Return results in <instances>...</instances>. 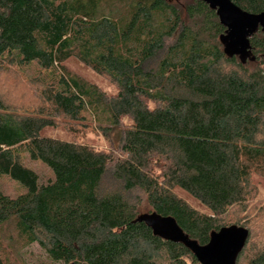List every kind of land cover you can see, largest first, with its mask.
Returning <instances> with one entry per match:
<instances>
[{"label": "trees", "instance_id": "obj_1", "mask_svg": "<svg viewBox=\"0 0 264 264\" xmlns=\"http://www.w3.org/2000/svg\"><path fill=\"white\" fill-rule=\"evenodd\" d=\"M231 1L264 11V0ZM224 30L200 0H0V175L25 188L0 192V226L16 244L61 264H200L137 220L155 213L200 244L243 226L236 264H264V208L225 219L247 209L252 174L264 177V31L242 62L225 54ZM72 57L116 92L69 69ZM60 125L71 140L41 136ZM97 129L110 151L81 139ZM22 154L53 178L41 183ZM12 254L0 238V264Z\"/></svg>", "mask_w": 264, "mask_h": 264}, {"label": "water", "instance_id": "obj_2", "mask_svg": "<svg viewBox=\"0 0 264 264\" xmlns=\"http://www.w3.org/2000/svg\"><path fill=\"white\" fill-rule=\"evenodd\" d=\"M200 1L215 11L219 23L225 28L219 35L225 54L237 56L242 62L253 59L250 37L259 29L264 31V11L251 13L231 0ZM137 220L144 221L155 234L184 245L200 264H236L248 237L247 228L232 224L211 231L207 243L200 244L191 239L170 216L161 217L152 213L141 215Z\"/></svg>", "mask_w": 264, "mask_h": 264}, {"label": "rangeland", "instance_id": "obj_3", "mask_svg": "<svg viewBox=\"0 0 264 264\" xmlns=\"http://www.w3.org/2000/svg\"><path fill=\"white\" fill-rule=\"evenodd\" d=\"M66 65L73 72L81 75L86 80L98 85L107 94L112 95L116 92L117 88L112 83H110L104 77L95 74L90 68L83 65L76 58L72 57L66 60ZM5 93L7 92L5 91ZM40 134L41 136L45 137L58 138L61 140H71V136L69 135L65 127L61 125L55 127H44L41 130ZM111 137L113 136L111 135ZM81 139H83V142L91 147L110 151L111 146L109 140L106 139L102 135V133L98 131V129L88 131L86 134H82ZM21 159L26 166L30 167L36 172L41 183H45L53 178L51 169L44 163L37 160H31L26 154H22ZM252 183L256 188V192L252 193L251 202L249 203L247 209L244 212H241L238 208H236L231 213L232 216L230 218H225L226 220H238L242 218L241 221H244L248 217L246 216V218H243V216L248 213L249 209L252 208H254V210L252 211L251 216L252 218H255L257 209H259L260 207L261 209L264 208V177L257 174H252ZM174 191L180 197L186 200L192 207L203 213L204 217H209L211 211L207 207L202 205L197 199L180 189H175ZM0 192L13 198L25 192V188L22 184L10 178L9 176L0 175ZM0 227V238L3 244L10 250V252L12 250L13 257H11V259L14 264H61L53 263V261L48 258L44 250L39 248L36 244L25 246L16 244L17 234L10 224L2 225Z\"/></svg>", "mask_w": 264, "mask_h": 264}]
</instances>
